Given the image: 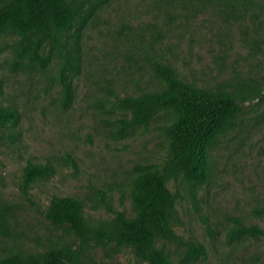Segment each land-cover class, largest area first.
<instances>
[{
  "label": "rangeland",
  "instance_id": "rangeland-1",
  "mask_svg": "<svg viewBox=\"0 0 264 264\" xmlns=\"http://www.w3.org/2000/svg\"><path fill=\"white\" fill-rule=\"evenodd\" d=\"M70 1L75 18L54 30L45 68L27 65L25 37L0 35V108L18 110L0 124V264L52 246L72 247L75 264H148L128 246L82 241L46 210L68 195L90 218L135 211L134 166L164 163L170 112L132 124L120 99L166 91L158 62L198 88L240 100L209 149L208 180H169L180 238L158 245L174 264H264V0ZM30 162L46 173L26 188Z\"/></svg>",
  "mask_w": 264,
  "mask_h": 264
},
{
  "label": "trees",
  "instance_id": "trees-1",
  "mask_svg": "<svg viewBox=\"0 0 264 264\" xmlns=\"http://www.w3.org/2000/svg\"><path fill=\"white\" fill-rule=\"evenodd\" d=\"M75 13L70 0H8L0 8V35L14 32L25 37L22 55L27 58V65L45 68L49 63L47 42L55 29L62 30L72 24ZM156 69L169 84L166 91L120 99V105L133 112L132 124H148L162 109L170 112L162 127L169 139L164 163L139 162L134 166L135 211L132 214L119 211L112 219L90 218L84 214L78 199L62 195L53 198L46 216L56 223L70 224L82 241H95L117 250L128 246L142 263L174 264L158 245L162 239L180 238L175 229L180 212L169 180L178 174L198 183L208 180L209 149L228 118L240 108V100L234 94L198 88L183 80L169 64L158 62ZM65 77L63 70L61 79L70 96L71 88ZM17 117L15 106L0 108V124ZM45 173V167L30 162L24 171L25 187ZM188 244L198 247L201 254L206 253L200 242L188 241ZM77 261L72 247L52 246L44 251L12 254L3 264H75Z\"/></svg>",
  "mask_w": 264,
  "mask_h": 264
}]
</instances>
